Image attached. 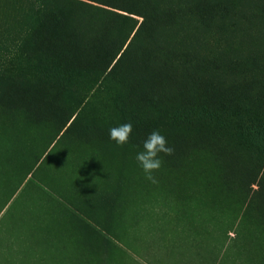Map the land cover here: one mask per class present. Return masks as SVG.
Listing matches in <instances>:
<instances>
[{
  "label": "rangeland",
  "instance_id": "1",
  "mask_svg": "<svg viewBox=\"0 0 264 264\" xmlns=\"http://www.w3.org/2000/svg\"><path fill=\"white\" fill-rule=\"evenodd\" d=\"M0 264H264V0H0Z\"/></svg>",
  "mask_w": 264,
  "mask_h": 264
},
{
  "label": "clouds",
  "instance_id": "2",
  "mask_svg": "<svg viewBox=\"0 0 264 264\" xmlns=\"http://www.w3.org/2000/svg\"><path fill=\"white\" fill-rule=\"evenodd\" d=\"M133 130L131 121L118 124L109 129V139L117 145H124L129 142ZM173 145L167 142V137L159 130H151L142 141L138 151L135 153V161L149 182H156L155 172L162 163V153H169Z\"/></svg>",
  "mask_w": 264,
  "mask_h": 264
}]
</instances>
